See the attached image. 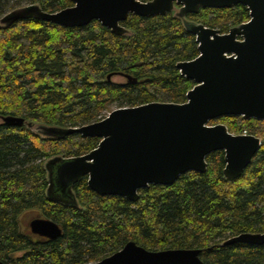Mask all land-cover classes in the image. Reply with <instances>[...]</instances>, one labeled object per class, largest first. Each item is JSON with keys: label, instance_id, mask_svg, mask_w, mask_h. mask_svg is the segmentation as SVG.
<instances>
[{"label": "trees", "instance_id": "1", "mask_svg": "<svg viewBox=\"0 0 264 264\" xmlns=\"http://www.w3.org/2000/svg\"><path fill=\"white\" fill-rule=\"evenodd\" d=\"M23 3H38L49 13L72 5L70 0H0V18ZM186 18L224 34L247 22L249 12L236 5L200 9ZM121 25L130 35H114L96 20L64 28L25 19L0 29V261L92 264L133 241L148 251L198 249L203 264H264V245L221 246L240 233L264 232V145L235 180L223 177L224 155L216 151L207 156L204 173L188 172L170 186L149 185L135 202L99 196L86 177L73 186L80 208L46 199L44 161L83 155L99 139L79 134L41 139L25 126L2 124V117L80 127L113 107L183 103L194 86L175 66L199 54L180 20L172 14L129 15ZM217 123L230 133L246 131L264 140L262 121L231 116L208 124ZM32 210L56 223L61 236L47 239L24 231L20 217Z\"/></svg>", "mask_w": 264, "mask_h": 264}, {"label": "water", "instance_id": "2", "mask_svg": "<svg viewBox=\"0 0 264 264\" xmlns=\"http://www.w3.org/2000/svg\"><path fill=\"white\" fill-rule=\"evenodd\" d=\"M71 6L54 13L38 3L14 8L0 18V29L18 20L35 19L64 28H80L93 20L112 34L130 35L121 25L129 15L144 18L172 14L195 37L198 56L178 62L179 74L194 86L180 104L150 102L112 109L103 118L80 127H60L5 116L7 126H25L41 139L59 140L79 134L99 139L87 153L46 159V199L80 208L73 186L86 177L88 188L99 196L138 200V191L149 185L170 186L188 172L204 173L206 158L223 152V177L239 178L264 145L249 134L230 133L220 117L264 121V0H70ZM246 7L249 20L227 33L186 18L200 9ZM110 77V76H109ZM109 79V78H108ZM129 82L135 83V80ZM30 233L47 239L61 236V228L37 216L29 222ZM264 245V232L240 233L225 239L231 244ZM198 249L148 251L133 241L92 264H203ZM0 264H3L0 261Z\"/></svg>", "mask_w": 264, "mask_h": 264}, {"label": "rangeland", "instance_id": "3", "mask_svg": "<svg viewBox=\"0 0 264 264\" xmlns=\"http://www.w3.org/2000/svg\"><path fill=\"white\" fill-rule=\"evenodd\" d=\"M22 5H26V3H23ZM114 81L116 82H121L122 79L120 77H114L113 78ZM117 107H113L112 109H115ZM37 216H40L39 213L37 211H27L26 213H24L21 217H20V224L22 229L25 231H28V225L29 222L31 220H33L34 218H37Z\"/></svg>", "mask_w": 264, "mask_h": 264}, {"label": "flooded vegetation", "instance_id": "4", "mask_svg": "<svg viewBox=\"0 0 264 264\" xmlns=\"http://www.w3.org/2000/svg\"><path fill=\"white\" fill-rule=\"evenodd\" d=\"M221 34H222V33H221ZM240 118H241V117H240ZM250 120H253V119H250ZM256 121H259V120H256ZM262 122H264V121H262ZM243 133L247 134L246 131H244ZM28 231H29V229H28Z\"/></svg>", "mask_w": 264, "mask_h": 264}]
</instances>
